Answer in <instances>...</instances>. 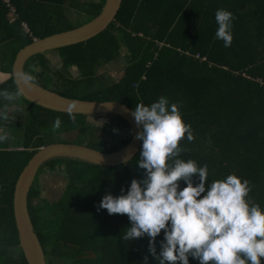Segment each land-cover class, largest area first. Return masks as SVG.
<instances>
[{
  "label": "trees",
  "instance_id": "trees-1",
  "mask_svg": "<svg viewBox=\"0 0 264 264\" xmlns=\"http://www.w3.org/2000/svg\"><path fill=\"white\" fill-rule=\"evenodd\" d=\"M104 3L0 0V72L9 75L0 89L15 90L12 68L21 48L35 38L72 29L67 26L70 14L83 13L93 19ZM220 8L235 17L230 47L215 37V12ZM57 51L60 69L51 68L46 52L31 57L25 72L34 67L31 74L37 83L64 96L116 100L133 109L137 103L148 105L165 95L178 104L194 136L191 142L186 138L179 142L186 149L180 158L193 159L198 166L207 164L209 183L232 173L249 180V197L264 208V0H123L116 19L103 32ZM119 62L125 64L124 72L115 79L108 67ZM72 67L77 75L71 73ZM47 75H56L57 89L45 84ZM63 86L68 89L60 90ZM23 99L30 109L20 106L19 98L15 102L0 99V106L8 105L9 114L0 121V128L18 139L19 127L26 124L24 142L0 143V264H28L19 246L14 190L36 150L51 143L42 140L46 135L75 133L76 138H86L79 139V144L105 152L123 148L132 138L130 124L119 115L74 114L73 122L68 113ZM56 117L62 123L53 132ZM104 118L106 125L96 123ZM99 132L103 135H95ZM138 160L139 153L117 166L69 157L45 163L48 171L66 181L60 198L48 209L41 208V168L28 195L47 264H144L145 257L147 264H158L148 251L147 235L129 242L122 239L129 226L126 214L97 210L103 195L117 196L122 187L127 191L133 178H143ZM193 180L198 182L195 176ZM185 186L181 181L180 187ZM162 239L163 230L155 238L157 252ZM189 264L199 262L189 257Z\"/></svg>",
  "mask_w": 264,
  "mask_h": 264
},
{
  "label": "clouds",
  "instance_id": "clouds-1",
  "mask_svg": "<svg viewBox=\"0 0 264 264\" xmlns=\"http://www.w3.org/2000/svg\"><path fill=\"white\" fill-rule=\"evenodd\" d=\"M234 19L227 9L215 12V37L224 47L231 46ZM31 71L16 70L15 90L0 89V99L15 102L24 94V86L31 89L36 82ZM7 109L6 104L0 106V121L9 118ZM131 115L140 128L136 138L142 143L136 165L144 176L133 178L127 191L122 187L117 196L103 195L97 209L127 215L129 226L122 239L129 242L147 235L148 251L158 264H189V257L199 264H261L264 208L249 197L250 181L232 173L209 183L207 164L198 166L193 159L180 158L186 149L179 142L185 138L191 142L194 136L178 104L170 103L165 95L148 105L137 103ZM68 116L75 122L71 109ZM61 123L56 117L52 131ZM10 139V133L0 128V143ZM181 181L186 184L183 188ZM161 230L163 239L157 252L155 238Z\"/></svg>",
  "mask_w": 264,
  "mask_h": 264
},
{
  "label": "water",
  "instance_id": "water-1",
  "mask_svg": "<svg viewBox=\"0 0 264 264\" xmlns=\"http://www.w3.org/2000/svg\"><path fill=\"white\" fill-rule=\"evenodd\" d=\"M122 2L123 0H105L101 12L88 22L43 38H35L33 42L21 48L17 53L12 68L13 78L16 70L25 71L27 61L36 54L85 42L103 32L116 19ZM24 90L23 98L44 108L64 113H68V110L71 109L73 114L119 115L128 121L132 129L130 142L123 148L112 152L69 142L43 145L36 150L20 173L15 184L13 198L19 246L23 250L28 264H47L44 248L35 230L28 207V195L41 167L58 157L77 158L102 166H117L132 160L139 153L142 142L136 138L140 128L131 115L133 108L123 102L71 98L37 82L31 89L24 86Z\"/></svg>",
  "mask_w": 264,
  "mask_h": 264
},
{
  "label": "rangeland",
  "instance_id": "rangeland-1",
  "mask_svg": "<svg viewBox=\"0 0 264 264\" xmlns=\"http://www.w3.org/2000/svg\"><path fill=\"white\" fill-rule=\"evenodd\" d=\"M82 1V0H81ZM13 15V14H12ZM72 16V21L70 25H67L68 27L72 26L73 28L78 27L86 22L89 21V16L87 14H83V13H75V14H70ZM77 15V16H76ZM67 26H64V28H67ZM47 56L49 57L50 60V66L52 69L57 70L60 69L62 67V61L59 55V52L57 50H52V51H48ZM123 62V61H121ZM124 67L125 64L124 63H115L113 65H111V67H108L109 72L114 76L115 79H119L120 76L122 75V73L124 72ZM71 73H73L74 75L78 74V70L76 67H72L71 68ZM57 75V74H56ZM56 75L49 76L47 75L46 79L44 80V82H46L45 84L50 87V88H58L55 85V81L56 80ZM68 89V87H61L60 90L62 91H66ZM79 96H82L83 93H78ZM98 96V95H97ZM98 98H102V97H98ZM20 99V106H23L24 108H31V106H29V103L27 101H25L22 97H19ZM108 119L104 118L101 119L100 121H97V124L100 125H106L107 124ZM23 127H26V124L21 125L19 128L20 130L17 132V138L15 139L14 137H11V143L14 144L17 140L19 142H24L26 139V135H25V129H23ZM5 130V128H4ZM8 131V130H6ZM102 133V134H101ZM95 135H103V132H99ZM78 137V136H77ZM88 137V136H87ZM81 140V137L76 138V134L75 133H61V134H50V135H46L42 140H45L47 142H69V143H77L79 144L78 140ZM86 139V138H85ZM84 138L82 140H85ZM81 140V141H82ZM42 171L40 172V176L38 178V183L41 186L42 189V197L39 199L40 200V206L41 208H49L50 203L57 201L62 192L64 191V187H65V178L61 175V174H52L50 171H48L46 166L41 167Z\"/></svg>",
  "mask_w": 264,
  "mask_h": 264
},
{
  "label": "crops",
  "instance_id": "crops-1",
  "mask_svg": "<svg viewBox=\"0 0 264 264\" xmlns=\"http://www.w3.org/2000/svg\"><path fill=\"white\" fill-rule=\"evenodd\" d=\"M9 78V75L3 72H0V84Z\"/></svg>",
  "mask_w": 264,
  "mask_h": 264
}]
</instances>
